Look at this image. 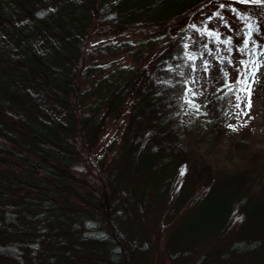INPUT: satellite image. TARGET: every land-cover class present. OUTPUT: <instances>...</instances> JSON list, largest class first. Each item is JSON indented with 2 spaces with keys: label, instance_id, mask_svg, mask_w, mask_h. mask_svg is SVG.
I'll list each match as a JSON object with an SVG mask.
<instances>
[{
  "label": "trees",
  "instance_id": "16d2710c",
  "mask_svg": "<svg viewBox=\"0 0 264 264\" xmlns=\"http://www.w3.org/2000/svg\"><path fill=\"white\" fill-rule=\"evenodd\" d=\"M214 1L221 0H0V264H141L164 213L173 258L183 243L175 221L194 207L201 184L209 247L196 264L264 254V183L254 190L248 181L257 165L214 181L210 164L186 161L177 128L181 96L194 94L193 72L217 47L218 61L201 69L197 109L217 137L242 135L237 142L249 141L252 156L264 159V131L240 126L234 108L245 59L236 80L229 69L245 43L235 48L195 18ZM231 1L264 9V0ZM25 15L40 28L20 24ZM245 26L258 30L250 20ZM205 30L211 36L202 44ZM128 31L134 39L90 47L95 35ZM48 39L61 43L53 61L40 45ZM105 55L130 61L108 69L97 61ZM110 117L120 137L96 153ZM237 211L240 234L231 226ZM120 215L138 241L124 238Z\"/></svg>",
  "mask_w": 264,
  "mask_h": 264
},
{
  "label": "rangeland",
  "instance_id": "374dc122",
  "mask_svg": "<svg viewBox=\"0 0 264 264\" xmlns=\"http://www.w3.org/2000/svg\"><path fill=\"white\" fill-rule=\"evenodd\" d=\"M15 9L21 11L20 13L23 14L26 13L25 10L27 8H22L20 6V8ZM25 17H27V15L17 18L21 20L19 21L20 24L24 22L26 25L23 26L25 27L28 24H33L34 28H40V24L30 21L31 19H26L25 21L21 19ZM195 18L197 23L206 22L209 27L218 29L225 40H230L235 48L245 43L242 52L237 49L235 50L234 62L229 69L231 80H236L239 77L237 67L240 64V59H245L238 91L234 97L236 119L240 126L248 124L250 129L254 132H263L264 98L260 95L262 91H264V9L261 10L257 4L250 5L241 1L221 0L219 2H211L209 6L198 12ZM247 20L256 24L255 29L258 30L253 32L249 27H246L247 25L245 26V23ZM135 33L136 32L131 31H128L127 35L115 33L114 36H108L106 38L95 35L91 41L90 47H96L101 44H114L119 40H125L127 38L134 39ZM200 33V36L199 33L197 36L198 42L204 44L211 35L208 34L206 30ZM254 34L255 36L251 39V36ZM52 40L53 41L48 39L40 45L47 56H49L50 60L53 61L62 51L60 50V41L56 39ZM221 53V49L217 47L213 48L211 53L203 56L197 64L198 68L192 75L193 83L196 87L194 88V94L195 91L199 90L201 87H199L202 75L201 69L209 65L211 61H218L217 57H219ZM110 58L111 56L105 55L97 59V61H106V63H110L108 64V66L110 65L108 69L120 64H127L130 61L129 57H115L111 59L112 62ZM191 91L193 90H186L181 96L179 108V112L181 110V117L177 121V128L180 131L181 140L187 148L185 152L186 161L192 163L197 161L200 164H210L216 172V176L214 175V177H212L214 181V178H222L224 175L233 172L232 168L234 167H241L242 165V167L249 166V168L252 169V166L256 164L257 168L254 170L249 169L251 170L252 177L248 181L249 185L255 188L254 190H258L259 186L264 183V159L261 158V156L256 158L252 156L255 151H252L253 147L249 144V141H241L242 143L237 142V140L240 141V135H228V133H225L217 137L215 133L212 132L209 123L201 117L195 102V95ZM113 121L112 117H110L99 131V144L96 146V153L102 150L103 145L107 141H110L109 139L114 134L120 137L119 134L122 126ZM240 137L243 136L241 135ZM260 138H262V140L257 142L258 147L264 144V136H260ZM259 153L263 154V152ZM253 160H255V162ZM160 174H163V172L159 171L155 176ZM250 181H255V183H250ZM195 188L197 190V195H195L196 201L194 207L189 211H185L179 216V220L175 221L176 228L178 229L181 227L180 235L183 237V243L180 245L177 255H175L173 259L168 250L170 231L173 230L169 231L167 216L164 213L157 216V220L151 226V237L149 239V248L147 249L149 257L144 262L146 258L144 255L141 264H196L202 256L200 254H203L202 252L209 247L206 244L203 245V241L206 239L208 240V232L206 231L209 230L206 229L204 225L205 221L202 216V212L207 204L203 201L206 190L202 184ZM234 215L235 218L231 221V226L235 233L239 232L240 234V229L238 227L242 224V218L238 211L235 212ZM127 220L128 219L124 215L119 216L118 225L122 235L130 243L138 241V231L136 229H131ZM229 232V229H226L223 231L222 235L218 237L220 243L226 241ZM142 240H144V238ZM210 241L211 240H209V242ZM254 255V257L246 255L242 259H233L230 264H264V254L255 253ZM212 261H214L215 264H224L219 260L218 256H215L211 260L209 258L206 264H210ZM42 264L45 263L43 262Z\"/></svg>",
  "mask_w": 264,
  "mask_h": 264
}]
</instances>
